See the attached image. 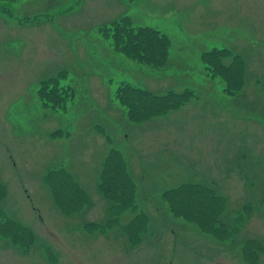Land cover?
Returning <instances> with one entry per match:
<instances>
[{
    "label": "rangeland",
    "instance_id": "rangeland-1",
    "mask_svg": "<svg viewBox=\"0 0 264 264\" xmlns=\"http://www.w3.org/2000/svg\"><path fill=\"white\" fill-rule=\"evenodd\" d=\"M80 1L0 0V128L11 135L0 133V264H225L214 248L245 264L237 234L264 242V0H126L119 17L96 26L87 24L91 0ZM97 78L105 87L112 79L109 110ZM169 94L178 107L148 110ZM97 124L110 147L151 161L154 179L136 187L143 234L128 222L125 234L113 228L124 224L113 202L114 220L88 236L91 206L75 177L92 198L93 139L82 137ZM199 183L204 196L219 194L212 224L233 239L214 242L176 210L174 199L202 191ZM243 186L255 191L245 207L234 196Z\"/></svg>",
    "mask_w": 264,
    "mask_h": 264
},
{
    "label": "crops",
    "instance_id": "crops-1",
    "mask_svg": "<svg viewBox=\"0 0 264 264\" xmlns=\"http://www.w3.org/2000/svg\"><path fill=\"white\" fill-rule=\"evenodd\" d=\"M162 1L165 3V2H168L170 0H162ZM74 3L79 4V3H81V1L80 0H74ZM126 3H127L126 0H115V2L112 4L109 2V0H91V3L89 6L92 7V17H89V21L87 22V24L96 26V25H100L102 23L110 22V21L116 19L125 10V4ZM44 22H47V21H44ZM66 25H67L66 20H62L59 22L58 27L61 26V27L65 28ZM76 25H79V26L84 25V21L80 20V21H77V24H75V23L73 24V26H76ZM51 28H56V27L54 25H52ZM188 34H189V32L187 33V35ZM39 46H43L45 48V46L42 44H40ZM44 67H45V65L43 66V68ZM174 72H182V71L177 69ZM111 80H112L111 78L107 79L108 85L110 84ZM93 82H96L99 85V92L97 93L98 100L101 102V104L104 107L106 106L107 110H109L110 109V106H109L110 105V98H111L110 87L108 85L105 87V81H103L100 78L93 79ZM220 100H221V98H220ZM118 110L121 111V115L127 116L125 110H121L120 108ZM103 114L106 115L104 111H103ZM109 116L110 115H106L107 118ZM95 126H97V127H95ZM100 126L101 125H99V124L93 125V127H94L93 132H95V134L97 133V130L99 129L98 133L94 137H92L94 134L93 132L88 134L87 136L82 137L83 139H87L88 141L93 139L92 155L94 156L95 159H89V161L93 165V181H94V183H93L92 198L89 195L90 193L83 189L84 187L78 181L79 179L75 177V179L77 180L78 184L80 185L82 191L86 193V202L91 206V211L88 213L86 218H87V221H92L91 223H89V225L91 227H94V228H87V227H85V228L88 229V236L93 235L94 238H99L102 235L100 228L104 229L108 224H110V222L112 220H114V219L108 218L110 216V213H111L110 203L108 201V199H110V198H108L100 189L101 168L105 164L107 159L109 158L112 150L117 149L120 153H122L123 157L125 158L126 171L128 173V177H129L130 181L132 182V184H134L136 187H139V185L143 184L144 182H146V185H149L150 180L154 179V178H150V176L148 175V173L151 170H153L152 165H150V162H151L150 160L138 159L137 154H136V159H128L127 154H125L126 152H125L124 148L110 147V144L112 143L111 138H113V137H111L109 134L106 135L105 134L106 131L104 130V128H102ZM13 128H14V126L8 127V129H13ZM0 133L3 134V137H5V138H11L9 130H7L5 128H0ZM53 134L59 135V134H61V130L55 131ZM36 140L38 142V145H41V137H38ZM13 145L14 144H12V146ZM19 146H20L19 144H16V148H18ZM0 149H1V147H0ZM16 154L18 155L19 152L16 151ZM0 157L2 159H4V157H5V152H3L2 150H1ZM10 157H13V154H10ZM231 162H233L236 166L240 164L239 161H235V160H232ZM188 167H189V163L186 159L183 161V171L185 174V179H188V176L186 175V173L188 171ZM230 169H231V167H230ZM46 173H47V170L43 176V180H44L46 186L48 187L50 195L54 201V198L52 196V191L46 182ZM200 184H203V183H200ZM253 189L254 188H248V187H244V186L237 188V191L234 193V196H236L237 199H240L238 201V202H241L240 206L245 207L247 204L253 203L251 201L252 198L247 199L246 202H242L243 201L242 197L252 196L254 194L255 191ZM259 191L263 192L264 190H259ZM136 202H137V194H134V200L132 202H129V206H127L125 208L121 207V208H123L124 213H121V215H119L118 217H119L120 222L124 221V224L116 225L113 228L120 229V230H122L123 234H125L124 227L126 226V223L128 222L130 224V226H133V230L137 231V229H138L139 232L143 234L144 223L141 225L140 220L137 218V214L135 212L136 211V207H135ZM54 203H55V201H54ZM55 206L58 208L56 203H55ZM116 207L119 208L120 206L117 205ZM58 210L60 211L59 208H58ZM100 216H102L103 219L101 221L97 222V220H98V218H100ZM224 223L225 222H220V224H222V225ZM238 234L235 237V241H237L240 244L239 259L242 260L245 264H264V260H263L264 259V242L261 244L249 243L245 237L238 239L237 238ZM225 235H228V234H225ZM228 238L233 239V237H231V236H228ZM142 241H143V239H142ZM214 242L219 243L222 241H220L217 237H214ZM247 244H248V249H247V255H246L244 253V247H246ZM214 256L220 258V260H222L225 264H233L232 259L223 256L218 251L217 248H214Z\"/></svg>",
    "mask_w": 264,
    "mask_h": 264
},
{
    "label": "trees",
    "instance_id": "trees-1",
    "mask_svg": "<svg viewBox=\"0 0 264 264\" xmlns=\"http://www.w3.org/2000/svg\"><path fill=\"white\" fill-rule=\"evenodd\" d=\"M232 56H233L232 57V61H233L234 57L237 55H232ZM221 58L222 57H220L216 53V60L219 63L220 67H222L220 61ZM117 96L120 97L119 90L117 91ZM177 97L178 95L175 94L173 95L172 98L170 97V94L160 95L157 97L158 102L156 105L153 106L148 104V110L153 114H158V115L164 114L170 108H176L179 106V105L176 106ZM122 99L124 103L131 102L125 98ZM134 109L135 107H132V110ZM144 116H140L135 113H132V117L137 121L142 119ZM185 186H191V185H184V184L181 185L182 188ZM197 187H200L202 191H195L192 192L190 195L179 194V196L174 199L177 202L176 210L180 211V215L186 217L191 222L197 224L201 230L209 231L210 229L211 230L210 232L214 233L212 235L217 237L220 241H227L229 239L228 236H232L233 232L225 236V233L218 231V228L222 229V227L218 226L217 222H214L212 224V219L217 213H220L222 209V208L221 209L218 208L219 203L216 201V199H220V197L217 196L219 194L217 192H214L216 195L210 193L211 198H209L208 196H204L205 191H207V188L205 186L199 184V186ZM100 189L108 198H110L108 199V201L110 203L111 210L115 208L113 202L116 203V205L125 208L129 206V202H132L134 200L135 186L134 184H132V182L128 177V173L126 171L125 159L122 153H120L117 149L111 151L109 158L101 168ZM179 189L180 187L172 191H177ZM128 195L129 197H127ZM68 205L69 202H66L64 208L67 209ZM65 212H69V211H65ZM11 229L12 228H9L5 231H10ZM27 231L31 236L30 230L27 229ZM215 233H219L220 235H215ZM138 237L142 241L143 236L138 235ZM247 249H248V244L246 245V247H244V253L246 255H247Z\"/></svg>",
    "mask_w": 264,
    "mask_h": 264
},
{
    "label": "flooded vegetation",
    "instance_id": "flooded-vegetation-1",
    "mask_svg": "<svg viewBox=\"0 0 264 264\" xmlns=\"http://www.w3.org/2000/svg\"><path fill=\"white\" fill-rule=\"evenodd\" d=\"M213 50H210V52H212ZM207 50H204V54H205V56L207 55Z\"/></svg>",
    "mask_w": 264,
    "mask_h": 264
}]
</instances>
